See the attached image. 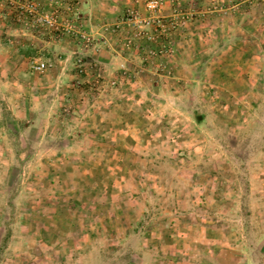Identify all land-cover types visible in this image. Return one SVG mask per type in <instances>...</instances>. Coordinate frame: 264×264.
<instances>
[{
  "label": "rangeland",
  "instance_id": "rangeland-1",
  "mask_svg": "<svg viewBox=\"0 0 264 264\" xmlns=\"http://www.w3.org/2000/svg\"><path fill=\"white\" fill-rule=\"evenodd\" d=\"M96 1L0 0V264H264V0Z\"/></svg>",
  "mask_w": 264,
  "mask_h": 264
},
{
  "label": "crops",
  "instance_id": "crops-1",
  "mask_svg": "<svg viewBox=\"0 0 264 264\" xmlns=\"http://www.w3.org/2000/svg\"><path fill=\"white\" fill-rule=\"evenodd\" d=\"M85 1V5H89V2L91 1V0H84ZM108 1V5L107 4H105V6L103 7V9L105 10V12L108 10V14L107 15H109V16H115V17H117V15H118V13L121 11V7L122 6H120L121 4H119L120 3V0H107ZM86 2H87V4H86ZM99 2V0H97L96 1V4H99L98 3ZM103 2H105V0H103ZM236 6L237 5H235V7H234V10H233V12H234V14H240V15H243V14H246L245 13V11L243 12V10L242 9H240V10H238V12L236 13ZM239 8H241V6L239 7ZM247 17V16H246ZM185 27H188L187 25L186 26H184L183 27V29H185ZM241 29V28H240ZM4 31H6V30H4ZM4 31L2 32V33H4ZM190 33H193L192 31H189ZM187 33L188 32H185V33H182V34H180L182 37H186V35H187ZM197 33V32H196ZM244 37H246V36H244ZM243 37V35H241V38L245 41V40H247V37L246 38H244ZM183 40L184 41H188V39L186 38V39H184L183 38ZM4 44H7L6 42H3Z\"/></svg>",
  "mask_w": 264,
  "mask_h": 264
},
{
  "label": "built area",
  "instance_id": "built-area-1",
  "mask_svg": "<svg viewBox=\"0 0 264 264\" xmlns=\"http://www.w3.org/2000/svg\"><path fill=\"white\" fill-rule=\"evenodd\" d=\"M158 2H159L158 0L153 1L152 3L149 4V6L151 8H157ZM32 68H34L35 70H38V71H43L44 69L47 68V64L45 62L34 63L32 65Z\"/></svg>",
  "mask_w": 264,
  "mask_h": 264
},
{
  "label": "water",
  "instance_id": "water-1",
  "mask_svg": "<svg viewBox=\"0 0 264 264\" xmlns=\"http://www.w3.org/2000/svg\"><path fill=\"white\" fill-rule=\"evenodd\" d=\"M201 117V116H200Z\"/></svg>",
  "mask_w": 264,
  "mask_h": 264
}]
</instances>
